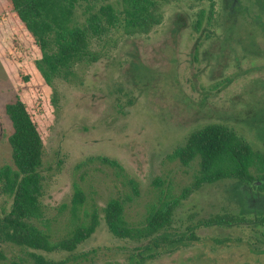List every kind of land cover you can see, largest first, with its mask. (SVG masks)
Listing matches in <instances>:
<instances>
[{"label": "rangeland", "instance_id": "1", "mask_svg": "<svg viewBox=\"0 0 264 264\" xmlns=\"http://www.w3.org/2000/svg\"><path fill=\"white\" fill-rule=\"evenodd\" d=\"M167 1L160 24L150 33L116 35L97 62L80 65L69 81L54 78L51 87L58 106L41 168L45 216L38 225L48 226L55 236L63 234L74 212L77 187L85 194L83 210H101L111 199L132 197L126 216L134 225L144 220L166 188L176 196L193 189L174 224L179 232L199 224L191 232L193 241L173 251L160 250L141 264H264V226L252 222L264 215V209L245 202L246 224L213 222L240 215L236 201L241 194L230 196L229 181L194 188L196 171L170 159L193 130L209 124L229 127L264 154L263 40L259 39L261 50L248 48L255 38L240 31L228 41L230 24L222 0L213 1L219 27L202 34L192 25L198 11L210 8L209 0ZM37 79L31 86L46 91ZM29 97L16 72L8 73L0 57V179L6 167L15 169L9 145L13 125L6 107ZM11 205L0 192V216ZM148 245L149 241L114 237L101 219L78 252L93 258L85 264H134L148 255ZM0 246L9 260L24 256L4 240ZM45 256L59 261L66 255Z\"/></svg>", "mask_w": 264, "mask_h": 264}, {"label": "trees", "instance_id": "2", "mask_svg": "<svg viewBox=\"0 0 264 264\" xmlns=\"http://www.w3.org/2000/svg\"><path fill=\"white\" fill-rule=\"evenodd\" d=\"M189 1L200 4L206 0ZM209 1L210 8L198 11L194 18L192 30L196 33L211 28L214 0ZM167 3V0H0V57L7 72H16L18 83L26 87L30 96L6 107L13 125L9 145L15 169L6 167L0 179V192L12 200L10 211L0 216V239L20 248L24 256L9 260L0 246V264L92 263L93 258L78 249L96 233L101 219L116 238L136 243L149 241L145 247L148 255L134 264L154 258L160 250L173 251L193 241L191 232L199 224L188 226L184 232L174 226L182 201L193 189L176 196L173 189L166 188L144 220L134 225L126 216L132 197L111 199L101 210L96 206L83 210L85 194L77 187L74 212L63 234L55 236L48 226L38 225L45 216L41 204V168L58 106L51 87L54 78L69 81L80 65L97 62L105 44L116 35L150 33L160 24L161 8ZM36 79L45 85L46 91H36L31 86ZM170 159L196 171L194 188L229 181L230 196L241 194L236 201L240 215L216 218L213 222L217 224H246L242 187L264 194V154L255 151L227 126L209 124L193 130L185 145L177 148ZM102 161L119 167L115 161ZM134 193L137 195L136 188ZM252 222L264 226V215ZM55 252L66 256L59 261L45 256Z\"/></svg>", "mask_w": 264, "mask_h": 264}, {"label": "flooded vegetation", "instance_id": "3", "mask_svg": "<svg viewBox=\"0 0 264 264\" xmlns=\"http://www.w3.org/2000/svg\"><path fill=\"white\" fill-rule=\"evenodd\" d=\"M221 3L225 10L226 24H230L226 28V31L229 32L227 40L229 41L237 31H240L244 37L247 35L255 38V43L253 45L249 43L248 48L254 50L260 48L261 50L259 39H262L264 44V0H222ZM219 25L218 17L216 19V15L213 13L211 29L218 28ZM211 29L209 28L205 32L210 33ZM242 189L247 191L248 196H245V199L249 206L264 209V194L255 192L250 187H242Z\"/></svg>", "mask_w": 264, "mask_h": 264}]
</instances>
